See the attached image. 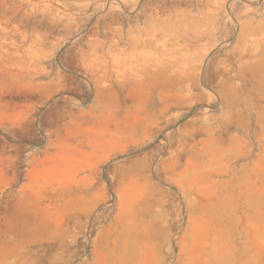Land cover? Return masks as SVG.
<instances>
[{
    "label": "rangeland",
    "instance_id": "1",
    "mask_svg": "<svg viewBox=\"0 0 264 264\" xmlns=\"http://www.w3.org/2000/svg\"><path fill=\"white\" fill-rule=\"evenodd\" d=\"M0 264H264V0H0Z\"/></svg>",
    "mask_w": 264,
    "mask_h": 264
}]
</instances>
